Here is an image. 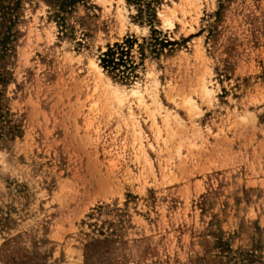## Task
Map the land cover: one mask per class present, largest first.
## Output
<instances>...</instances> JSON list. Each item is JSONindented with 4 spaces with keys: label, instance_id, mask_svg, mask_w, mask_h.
Returning <instances> with one entry per match:
<instances>
[{
    "label": "rangeland",
    "instance_id": "obj_1",
    "mask_svg": "<svg viewBox=\"0 0 264 264\" xmlns=\"http://www.w3.org/2000/svg\"><path fill=\"white\" fill-rule=\"evenodd\" d=\"M145 2L0 0V264H264V0Z\"/></svg>",
    "mask_w": 264,
    "mask_h": 264
},
{
    "label": "trees",
    "instance_id": "obj_2",
    "mask_svg": "<svg viewBox=\"0 0 264 264\" xmlns=\"http://www.w3.org/2000/svg\"><path fill=\"white\" fill-rule=\"evenodd\" d=\"M52 9L55 10L54 17L61 24L63 29H66V17L73 13L74 10L80 4H85L86 0H46ZM130 2L138 5H142L144 8L140 9V18L146 19V21L152 26L155 22V11L150 3L145 2V0H130ZM156 33V30H154ZM10 35L5 37L4 45L8 44ZM126 46L115 44L114 48L109 47L106 52L100 56V64L102 68L109 72L119 71L123 68L125 72L128 70H133L129 58V49L132 46V40L128 39L126 41ZM6 48V46H4ZM117 54L119 57H116Z\"/></svg>",
    "mask_w": 264,
    "mask_h": 264
},
{
    "label": "bare ground",
    "instance_id": "obj_3",
    "mask_svg": "<svg viewBox=\"0 0 264 264\" xmlns=\"http://www.w3.org/2000/svg\"><path fill=\"white\" fill-rule=\"evenodd\" d=\"M122 92L125 93L124 90H122ZM126 92H127V91H126ZM132 93H133V94H137V91L132 90ZM137 99H138V97H137Z\"/></svg>",
    "mask_w": 264,
    "mask_h": 264
}]
</instances>
